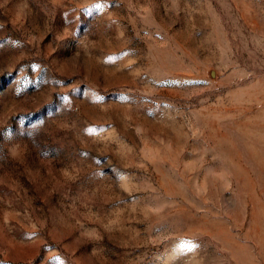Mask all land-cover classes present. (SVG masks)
<instances>
[{
	"label": "rangeland",
	"instance_id": "1",
	"mask_svg": "<svg viewBox=\"0 0 264 264\" xmlns=\"http://www.w3.org/2000/svg\"><path fill=\"white\" fill-rule=\"evenodd\" d=\"M0 264H264V0H0Z\"/></svg>",
	"mask_w": 264,
	"mask_h": 264
}]
</instances>
